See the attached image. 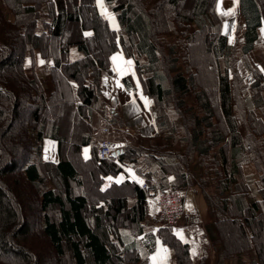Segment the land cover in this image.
Masks as SVG:
<instances>
[{
  "label": "trees",
  "instance_id": "16d2710c",
  "mask_svg": "<svg viewBox=\"0 0 264 264\" xmlns=\"http://www.w3.org/2000/svg\"><path fill=\"white\" fill-rule=\"evenodd\" d=\"M100 2L119 29L97 0H0V264H146L157 237L170 264H196L175 227L146 231L150 191L166 189L201 194L214 264L248 253L264 264V121L242 94L264 107L254 57L264 0H238L230 48L217 0ZM116 51L134 60L155 131L101 158L102 128L123 127L100 91ZM238 58L255 76L249 86ZM44 138L56 162L44 159ZM126 167L139 182L106 181Z\"/></svg>",
  "mask_w": 264,
  "mask_h": 264
},
{
  "label": "crops",
  "instance_id": "0c3cea01",
  "mask_svg": "<svg viewBox=\"0 0 264 264\" xmlns=\"http://www.w3.org/2000/svg\"><path fill=\"white\" fill-rule=\"evenodd\" d=\"M230 1L231 0H218V4L221 7L220 13L230 11V9L227 7ZM230 8L232 9V7ZM221 16L225 17L227 15L221 14ZM233 18L229 16L225 17L222 21L221 26L222 34L228 37V41L231 40V42H229V48L234 43L233 31L235 28V18L234 20ZM112 24L115 25L114 22ZM262 30H264L263 25L259 28L260 40L258 41L254 49V57L257 60L256 65L262 72L264 79V71H262V69H264V31ZM114 57L115 59H113ZM40 60L41 59H39V62ZM127 61H131L132 63L128 64ZM240 71L242 74L243 72H245L243 67H240ZM254 81V74L246 72L244 80L246 85L249 86ZM100 91L102 98L107 105L109 113H118L122 119L123 127L121 128L120 133L117 134V136L109 134V130L107 133H104L103 130H101L100 132L101 140L103 138H108L112 142L114 151L124 147L126 140H132V135L134 134H138L141 137H150L153 135L155 131V120L154 113L151 111L152 100L143 91L140 77L135 69V63L132 58L125 57L124 54L120 51L114 52L110 56V65L101 73ZM244 98L245 103L247 104V109H254L255 113L264 121V107H254L253 101L249 95L247 88L244 92ZM145 99L150 103L146 104ZM103 119H107L105 115L102 120ZM85 149H87V152H85ZM42 151L45 160L52 162L57 161V148L56 143L53 139L44 138L42 140ZM82 155L85 159L90 156L89 146H84L82 148ZM127 178L139 182V179L136 177L134 172L128 167L124 168V173L120 174L117 177L107 176L106 181L117 183L118 180L122 182ZM186 193H190L192 195L193 204L197 209L194 210L193 214L186 216L185 225H187V227L190 226V230L188 229L190 231V238L194 239L193 237L196 233L198 235V238H203V240L209 244L208 246H210L211 244L209 243L207 237H205L204 235L205 216L207 215L205 202L203 198L201 200L197 199L196 195L192 194L191 192ZM154 206L156 208V201L154 203ZM189 219H191L190 222L188 221ZM198 221L200 222V227L197 225ZM194 224L196 225L195 228ZM165 250H168V248L161 243L160 246L156 248V251L151 254L150 264H165L166 258H160L163 254L168 252ZM190 253L192 256L191 247ZM204 254L205 255L203 257L198 258H206L207 252H205ZM168 256L170 257V255H168L167 253V258ZM153 257H155V261L153 260Z\"/></svg>",
  "mask_w": 264,
  "mask_h": 264
},
{
  "label": "rangeland",
  "instance_id": "374dc122",
  "mask_svg": "<svg viewBox=\"0 0 264 264\" xmlns=\"http://www.w3.org/2000/svg\"><path fill=\"white\" fill-rule=\"evenodd\" d=\"M101 1V0H100ZM98 6L100 7V12L102 13V14H104L105 16H106V18H107V20H108V23L110 24V26L112 27V26H114V27H112V29H114V30H116V28H119V23H118V21H117V18H116V16L113 14V12H111L110 11V9L107 7V6H105V5H103L101 2L98 4ZM230 10H232L233 11V14L232 15H227V16H229V17H234L235 18V28H234V31H233V37H234V41H235V29H236V24L238 23V21H239V6H238V0H231L230 2H229V5L227 6ZM230 7H232V9L230 8ZM216 11H217V13L221 16V7H220V5L218 4V0H217V3H216ZM227 16H225V17H227ZM223 19L225 18V17H223V16H221ZM234 18H233V20H234ZM114 22V24L115 25H113L112 23ZM222 26V25H221ZM116 27V28H115ZM200 49H201V47H200ZM73 50L74 49H71V51L73 52ZM202 50V49H201ZM117 52V51H116ZM121 52V51H120ZM122 53V52H121ZM75 56V55H74ZM78 56H80V54H78ZM125 56V55H124ZM199 60H200V58H199ZM25 63H26V65L28 66L29 65V63H30V57H27L26 58V61H25ZM235 65H236V69H237V71H238V73H239V75L241 76V77H243V81L245 80V74H246V72H248V70H247V68H246V66L244 65V63L238 58L236 61H235ZM240 67H243L244 68V70H245V72H243V74L241 73V71H240ZM201 69H203L202 67H201ZM248 73H250V72H248ZM203 75H205V73H203ZM243 75V76H242ZM206 79L209 81L210 80V78H209V76L208 77H206ZM246 91V88H244L243 90H242V94L244 95V92ZM152 105L153 104H151V111H152ZM246 107H247V104H246ZM54 116V117H56V116H62V114H60L59 112H58V108H56L55 109V111H53V114H50V116ZM52 116V117H53ZM49 119H50V117H48ZM61 118V117H60ZM69 122V121H68ZM66 124L68 125V123H67V121H66ZM61 125L63 126L64 125V123L62 122L61 123ZM104 128V127H103ZM103 128H102V130H103ZM108 128V127H107ZM109 130V129H108ZM100 142V141H99ZM98 149H99V144H98ZM14 153L15 152H12V151H10L9 152V156L10 157H12V156H16V155H14ZM142 182V181H141ZM141 184H143V183H141ZM141 187H142V185H141ZM142 188H144V187H142ZM164 191H177V192H179V193H183L182 191H180V190H170V189H166V190H164ZM161 192H163V191H161V190H158V191H150V196L148 197V206H149V209H150V213H152V217L150 216V219L148 220V221H146L145 222V228H146V231H148V230H150V229H152L154 232H155V229L157 228V227H159V226H162L163 225V220H162V218L160 217V215H159V207H158V204H157V200H158V194L159 193H161ZM183 195V194H182ZM183 197H184V200L185 201H183V203H184V210H183V217H182V219H181V221L179 222V224L178 225H176L175 226V228H174V230H175V232L177 233V235L180 237V238H182V240H185V241H187L189 244H190V247H191V251H192V257H193V260H194V262L196 263V264H201L202 262H200V260L201 259H199L200 257H203L205 254V252H207V256H206V260H205V264H214V261H215V254H214V252L212 251L213 249H212V247H210V246H208L209 244L207 243V242H205L204 240H203V238H198V235L195 233V235H194V239H191L190 238V226H188L187 227V225H185V223H186V216H189V215H191V214H193V212H194V210H197L196 208H195V206H194V204H193V198H192V195L190 194V193H184V195H183ZM196 197H197V199H199V200H201L202 199V197H201V194L200 193H196ZM155 201H156V207H157V209L155 208V206H154V203H155ZM14 204L13 205H15V203H16V201H14L13 202ZM189 206H190V208H189ZM191 209V210H190ZM206 215V214H205ZM208 216V213H207V215L205 216V221H206V219L208 218L207 217ZM34 220H35V218H34ZM190 220L191 219H189L188 221L190 222ZM201 220H202V218H201ZM165 224V223H164ZM197 225L200 227V222L198 221V223H197ZM195 224H194V228H195ZM189 229V230H188ZM198 229V228H197ZM185 230V231H184ZM36 235H38V231H35V232H33V234H32V236L35 238V236ZM31 237V236H30ZM197 238V239H196ZM162 243V240L160 239V238H156V247H155V250L152 252V253H150L149 255H147V262H146V264H150V260H151V254H153L155 251H156V248L158 247V246H160V244ZM167 247V246H166ZM168 248V247H167ZM206 250V251H205ZM166 251H168L167 253H168V255H170V257L168 256V258H167V253H165V254H163L162 255V257H160L161 259H164V258H166V262H165V264H170L171 263V261H172V257H171V251L169 250V248H168V250H166ZM195 251V255H193V252ZM197 252V253H196ZM197 254H198V256H197ZM199 257V258H198ZM149 261V262H148ZM228 263L229 264H250L251 263V257H250V253H248V254H244L243 256H241V257H235V258H232V259H230V261H228Z\"/></svg>",
  "mask_w": 264,
  "mask_h": 264
},
{
  "label": "built area",
  "instance_id": "2783aa9c",
  "mask_svg": "<svg viewBox=\"0 0 264 264\" xmlns=\"http://www.w3.org/2000/svg\"><path fill=\"white\" fill-rule=\"evenodd\" d=\"M103 132L107 133L108 128L104 127ZM112 152V143L108 138H103L99 142V155L101 158H109ZM145 187V184H141ZM157 204L159 215L163 222L170 227L179 224L183 217L184 203L181 193L177 191H163L158 194Z\"/></svg>",
  "mask_w": 264,
  "mask_h": 264
},
{
  "label": "snow or ice",
  "instance_id": "6c2138e0",
  "mask_svg": "<svg viewBox=\"0 0 264 264\" xmlns=\"http://www.w3.org/2000/svg\"><path fill=\"white\" fill-rule=\"evenodd\" d=\"M97 2H98V4L100 3V0H97ZM222 15H232L233 14V11L232 10H230V11H228V12H222L221 13ZM227 27V26H226ZM262 31H264V30H262ZM86 35H90V33H88V34H86ZM229 42H231V40L229 41ZM113 59H115V57L113 58ZM40 63L41 64H43L44 63V61H40ZM127 63L128 64H131L132 62L131 61H127ZM262 71H264V69H262ZM145 103L147 104V103H150L149 101H147L146 99H145ZM85 152H87V149H85ZM135 178V177H134ZM109 179H111V178H109ZM120 181L118 180L117 181V183H119ZM142 183V182H141ZM189 208H190V206H189ZM191 210V209H190ZM166 251V250H165ZM193 255H195V251L193 252ZM153 260L155 261V257H153Z\"/></svg>",
  "mask_w": 264,
  "mask_h": 264
},
{
  "label": "water",
  "instance_id": "95a60500",
  "mask_svg": "<svg viewBox=\"0 0 264 264\" xmlns=\"http://www.w3.org/2000/svg\"><path fill=\"white\" fill-rule=\"evenodd\" d=\"M119 26V25H118ZM118 29V28H117ZM118 153H120V150H115V151H113L112 152V155H115V154H118Z\"/></svg>",
  "mask_w": 264,
  "mask_h": 264
}]
</instances>
